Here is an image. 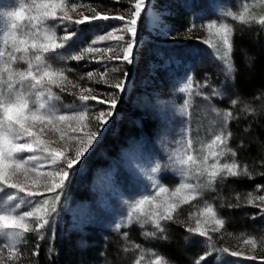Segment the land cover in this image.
Segmentation results:
<instances>
[{
    "label": "rangeland",
    "instance_id": "1",
    "mask_svg": "<svg viewBox=\"0 0 264 264\" xmlns=\"http://www.w3.org/2000/svg\"><path fill=\"white\" fill-rule=\"evenodd\" d=\"M71 2L78 4L76 11L70 12L75 19L79 18L80 14L89 17L95 13L109 16L126 15L123 10L130 8L133 0H65L66 4ZM24 3L27 9L32 0H24ZM18 6L19 0H0L2 13ZM229 11L233 15L245 14L246 18L251 14L258 20L264 16V0H146V10L138 21L140 46L134 49L132 64L107 59L118 53L122 54L123 42L112 39L99 41L93 45L114 48L112 53L86 54V57L95 55V60L86 58L79 62L68 61L65 64L59 59L60 53L75 49L79 45H88L94 37L123 23L115 20L86 21L83 25H72L70 30L74 31L75 35L68 46L65 49H58L57 53L47 54V61L54 67L65 68V74L78 85L75 88L66 85L67 91L64 92L58 88L53 89L60 99L52 101V104L60 114L72 115L81 110L84 102L78 97L82 88L97 89L98 91L93 94L99 99H106L104 93L115 90L108 87L103 80L124 77L125 72L128 74L126 92L121 94L117 108L108 123L100 130L93 147L75 166L77 171L72 173L70 182L61 193L60 202L56 204L58 215L54 214L52 223V231L55 234L54 240L51 241V247L54 249L52 255H56L60 241L67 242L70 239L75 247L90 248L96 252L90 264H106L105 259L110 249L123 255L122 264H136L137 260H140V264H151L157 255L162 258L161 264H175L163 253L165 245L174 241L173 227H178L180 231L179 238L176 237V243L173 244V250H178L182 254L186 264H195L196 259L207 251L206 238L188 233L185 225L194 227L199 218L202 226L208 229L215 226L212 218L203 215L202 212L204 206L209 205L206 197L222 180H217L211 188L203 189L202 196H198L196 200L180 204L173 213L175 222L169 221L165 225L168 237L166 240L144 235L153 229L150 224L141 226L140 221L135 219L139 213H133L130 224L126 217L132 210V205L143 196H154L158 187L163 186L168 188V193L156 197L157 201L163 200L182 182V177L168 163L170 150L175 149L181 139L182 128L185 129L183 133L185 144L189 138L192 139L196 148V152L192 154L203 158L208 155L206 145L214 138L219 127V117L212 111L213 108L220 112L226 110L233 112L236 118L228 124L231 136L234 130L249 128L253 122L264 121V111L254 113L249 105L239 102L240 94L235 87V69L233 74H225L223 64L217 58L219 37L210 34L204 25L209 22L226 23L233 29L232 38L236 29L239 30L240 38L257 33L262 38L258 40L260 45L264 44V26L255 21L242 24L239 20H233L231 16L225 15ZM31 14L34 13L26 10V16ZM7 22L8 17L3 15V18H0V47L3 46ZM17 23L22 25L27 23V20ZM48 23L54 24L53 21ZM189 28H192V31H189ZM56 31L58 35H63L62 28H57ZM210 43L216 44L217 47H210ZM113 66H118L121 71H109L103 76V80L99 74L94 75L92 79L87 77L88 72L102 74L106 67L111 69ZM17 67L24 69L27 65L21 62ZM68 68L72 71H67ZM189 77L192 79L193 88L189 92H179L178 89ZM205 79H208V87H199L197 92V82L202 84ZM213 88L223 95H214ZM262 94L256 98L259 104L264 102V91ZM204 95L209 99H205ZM233 99L237 101L235 105L231 103ZM87 104L94 111L108 107L107 104L101 105L95 100L88 101ZM181 108L184 109L183 114L180 112ZM85 119L88 120L89 117ZM91 119L95 127L94 117ZM79 129L80 124L77 120L71 119L57 124L55 130L46 131L44 138L54 142L51 144L52 147L63 150L65 142L75 144L71 137L78 135ZM62 134L65 137L64 141L60 140ZM117 134L120 135L117 137ZM228 147L236 152V146L231 144L230 139ZM69 155H74V152L70 150ZM218 159L225 163L235 160V157L226 152ZM154 160L161 163V169L157 173L151 172V168L155 166ZM213 162L209 157L207 165ZM45 170L50 168L46 165ZM35 178L38 181L36 187L42 193L35 198L36 200L55 196L56 193L46 190L45 177ZM20 179L23 180V176ZM198 180L201 183L205 182L206 175L197 178L194 174L191 180L183 182L195 184ZM249 193L264 195V192L262 190L257 192L256 188L249 191L243 203L249 211L254 209L249 218L250 222L255 228L261 227L262 230L254 232V236L247 234L249 232H243L244 229L236 234L232 233L231 236L224 233L223 228L220 232L209 231L217 248L228 247L241 255L214 253L207 258L205 264H264V215H260L259 207L247 203ZM203 197L204 201H201ZM256 203L260 204L259 201ZM151 208V205H144L145 211H150ZM117 224H121L122 227L117 229ZM124 233H127V236ZM249 238L256 241L255 246L244 243ZM37 240L36 233L26 234L25 242L17 246L19 252L11 257L9 250L0 244V248H3L0 264H37L35 260L37 256L32 255ZM49 247L50 243L46 236L40 241L39 253L43 250L51 257L52 255L48 254Z\"/></svg>",
    "mask_w": 264,
    "mask_h": 264
},
{
    "label": "snow or ice",
    "instance_id": "2",
    "mask_svg": "<svg viewBox=\"0 0 264 264\" xmlns=\"http://www.w3.org/2000/svg\"><path fill=\"white\" fill-rule=\"evenodd\" d=\"M77 7V3L66 4L65 0H32V4L28 5L26 9L24 0H19L18 7H14L6 13L0 12V18L6 15L9 21L5 26L3 46L0 47V244L9 250L10 257L19 252L17 246L25 242L28 233H36L38 236L32 255H39L40 241H43L46 236L50 243L48 254L52 255L54 249L51 247V241L55 238L52 223L54 214L58 215L56 204L60 202L61 193L70 182L72 173L77 171L75 166L93 147L100 135V130L108 123L117 108L121 94L126 92V77L128 75L126 72L124 77L117 76L114 79L103 80V76L107 75L109 71H121L118 66H113L111 69L106 67L102 74L88 72L89 79L99 74L103 82L115 91L104 93L106 99H99L97 95L93 94L98 91L97 89L84 87L78 97L81 102H84L81 110L72 115L60 114L52 104V101L60 99L53 89L58 88L64 92L67 91L66 85H71L73 88L78 85L65 74V68L54 67L49 63L46 59L47 54L57 53L58 49H65L75 35V32L70 30L71 26L83 25L86 21L115 20L123 23L94 37L88 45H79L75 49L60 53L59 59L65 64L68 61L79 62L86 58L96 59L95 55L86 57V54L112 53L113 46L106 48L93 46L99 41L109 39L123 42L121 44L122 54L118 53L115 56L107 57V59L122 60V62L132 64L134 49L140 46L138 21L146 10V0H133L131 7L123 10L126 15H102L95 13V10L92 9L95 14L91 17L80 14L79 18L73 19L70 12H75ZM26 10L34 14L26 16ZM225 15L231 16L233 20H239L242 24L255 21L264 26V16L256 20L251 14H248L247 18L245 14L233 15L231 11ZM25 19L27 23L22 25L17 23V21ZM49 21H53L54 24L50 25ZM192 27L194 28L195 25ZM204 27L210 34L219 37L217 58L222 62L225 74H233L234 65L231 60L233 29L226 23L217 24L215 22H209ZM57 28H62L63 35H58ZM189 31H192V28H189ZM209 46L217 47L216 44L211 43ZM101 59L104 58L101 57ZM21 62L27 67L24 69L17 67ZM67 71L70 72L72 69L68 68ZM197 84V92H199V87H208V79H205L202 84L200 82ZM192 88V79L189 77L178 91L189 92ZM213 94L223 95L215 88H213ZM204 98L209 99L207 95H204ZM93 100L101 105L107 104L108 107L94 111L87 104L88 101ZM231 103L235 105L237 101L233 99ZM187 104L186 100L185 105ZM183 111L184 109L181 108V114ZM212 111L219 117V127L214 138L206 145L208 155L201 158L192 154L196 152L194 142L189 138L185 144L183 140L185 129L182 128V136L177 142V147L170 150L168 155V163L182 177V182L171 192L169 197L157 201L156 197L168 193L167 187L159 186L154 196H143L132 205V210L127 213L126 219L129 224L133 220V213H139L140 215L135 219L140 221L141 226L151 225L153 231L145 232L144 235L166 240L168 237L165 225L169 221L175 222L173 213L180 204H188L196 200L198 196H202L203 189L211 188L217 180L226 179L228 176L238 177L242 174H250L247 166L242 167L236 160L221 163L218 159L226 152L231 153L233 157L236 156V152L228 147V140L232 135L228 130V124L236 117L231 110L220 112L213 108ZM85 117H89V119L86 120ZM93 117L95 127H93L91 119ZM71 119H76L80 124L79 134L71 137L75 144L65 142L63 150L52 147L51 144L54 142L44 138L46 131L55 130L57 124ZM89 128L92 130H84ZM60 140H65L63 134L60 136ZM70 150L74 152V155H69ZM209 157L214 161L211 165H207ZM154 164L151 172L157 173L161 169V163L154 160ZM46 165L50 170H45ZM194 174L197 178L206 175V181L201 183L198 180L195 184L183 182L191 180ZM21 176H23V180L20 179ZM39 176L46 178V190L56 193L54 197L35 199L42 195L36 187L38 181L35 177ZM261 189H264V185L256 186L257 192ZM237 199H240L239 196ZM257 201L260 202L259 205L256 203ZM247 203L253 207H259L260 215H264V206H261L264 205V195L249 193ZM146 204L152 206L150 211L144 210ZM234 206L238 205H229V207ZM202 214L211 217L215 226L208 229L202 226L199 218H197L194 227L185 225L188 233L204 237L208 241L207 251L196 259L195 264H205L209 256L219 252L228 253L231 256L241 255L239 252L231 251L228 247L217 248L213 242L209 231L220 232L224 228L225 220L214 211L212 206L205 205ZM204 223L207 224V221ZM121 227V224L116 225L117 229ZM124 235L127 236V233ZM186 239L189 238L186 237ZM244 243L255 246L256 241L249 238ZM3 248H0V256H2ZM248 258L253 259L254 257ZM161 259L157 255L151 264H161ZM136 264H140V260H137Z\"/></svg>",
    "mask_w": 264,
    "mask_h": 264
},
{
    "label": "trees",
    "instance_id": "3",
    "mask_svg": "<svg viewBox=\"0 0 264 264\" xmlns=\"http://www.w3.org/2000/svg\"><path fill=\"white\" fill-rule=\"evenodd\" d=\"M238 31L236 29L233 33L231 56L235 69V87L240 94L239 102L249 105L254 113H259L264 111V102L259 104L256 100L257 97L263 95L262 91H264V44L260 45L258 40L261 37L257 33L240 38ZM119 135L117 134V137ZM230 142L236 146L235 160L242 167L247 166L250 174L223 179L215 185L214 190L206 197V201L225 220L224 233L231 236L232 233L236 234L244 229L243 232H249L247 234L254 236V232L260 230L261 227L255 228L251 224L249 218L254 209L249 211L243 203L249 191L254 190L258 185H264V163H262L264 162V121L253 122L249 128L234 130ZM261 190L264 192V189ZM201 201H204V197ZM229 205L238 206L229 207ZM172 231L175 234L174 241L165 245L163 253L169 256L175 264H186L182 254L178 250H173V244L176 243V237L179 238L180 231L178 227H173ZM68 240L67 242L60 241L56 255L51 257H48L42 250L35 259L37 264H90L96 252L90 248L79 249L70 239ZM123 260L120 252L111 249L105 259L106 264H122Z\"/></svg>",
    "mask_w": 264,
    "mask_h": 264
}]
</instances>
